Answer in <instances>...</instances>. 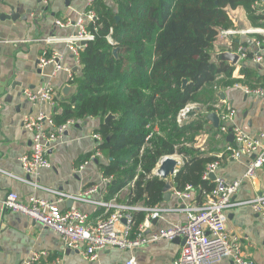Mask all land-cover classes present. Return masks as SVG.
Listing matches in <instances>:
<instances>
[{
	"label": "crops",
	"instance_id": "crops-1",
	"mask_svg": "<svg viewBox=\"0 0 264 264\" xmlns=\"http://www.w3.org/2000/svg\"><path fill=\"white\" fill-rule=\"evenodd\" d=\"M110 4L112 5L111 1ZM252 7L258 12L264 11L259 0L254 2ZM86 9L83 0H0V196L14 192L24 204H28L31 197L54 202L57 196L44 189L78 196L95 186L96 192L88 196L92 201L151 208L143 202L127 203L131 185L113 196L109 195L106 189L108 182L102 180L99 168V164L105 160L102 156L98 158L94 155L97 143L92 136L102 123L100 118L91 117L69 123L59 135L57 143L52 145L47 153L50 167L41 169L38 175H25L19 162L21 156L31 154L32 140L38 132L36 129H25L26 118L44 115L51 119L52 126L47 120L41 124L40 130L46 134L54 133L58 127L53 121V116L59 110L57 101L66 98L61 90L68 85L72 93L73 86L69 84V76L74 77L81 70L65 39L76 33L75 23ZM227 13L234 30L260 28L251 25L241 7L228 9ZM57 21L62 23V26L58 25ZM259 38L264 39V36L241 33L218 35L210 49V59L213 65L224 64L232 68L233 72L229 79L220 75L217 80L235 81L230 86H219L216 90V101L210 104L213 111L209 113L218 117V127L215 128L205 119L209 113H205L204 108L200 106H193L192 113L186 117L190 122L203 115V128L194 138L192 146L197 150V156L219 161L217 175L227 182L242 177L251 157L241 155L238 159L227 158L228 147H236V143L227 138L230 132L226 134L219 130L223 124L219 114L231 112L232 119L226 123L228 127L236 126L249 136L264 133V98L245 94L241 89L234 87L235 84L264 87V55L261 50L264 48V40ZM256 41L260 43L259 48L255 45ZM239 49L245 52L247 57L243 58ZM226 52L238 56L235 64L220 60V55ZM257 53L263 56L261 63L252 61ZM52 57L54 62H48L47 59ZM56 64L60 69L56 68ZM48 85L54 89L51 103L29 101L23 93L24 90L36 93ZM219 93H222V97L218 96ZM169 157L183 161L177 155ZM179 167L180 165L178 169ZM173 177L164 180L172 185L171 195L168 201L162 199L159 205L168 211L144 225L142 234L146 238H151L159 231L174 225L184 224L186 215L179 209L186 205L200 206L203 203L202 199H197V192L193 193L190 201L179 199L174 194L176 188ZM19 179L35 181L42 188L34 189ZM260 193H264V165L258 169L251 181L243 182L234 200L247 201ZM59 207L62 210L78 209L85 213L88 221L92 223L106 219L114 212L113 208L106 209L91 203L67 199L60 202ZM142 213L146 216L143 211H135L133 218H138ZM144 219L139 223L138 231ZM124 225L125 222L121 221L117 226L118 230L122 231ZM226 228L230 236L239 241L251 264H264V223L252 209L242 206L227 210ZM182 243V240L178 239H162L124 251L106 248L97 254L95 260L90 261L83 250L64 247L59 236L40 223L21 213L0 208V264H22L29 261L34 254L41 256L33 264H54L56 260L61 264H125L131 258L136 264H172L180 252ZM217 264H232V261L223 259Z\"/></svg>",
	"mask_w": 264,
	"mask_h": 264
},
{
	"label": "trees",
	"instance_id": "trees-1",
	"mask_svg": "<svg viewBox=\"0 0 264 264\" xmlns=\"http://www.w3.org/2000/svg\"><path fill=\"white\" fill-rule=\"evenodd\" d=\"M256 1H94L96 20L88 24L94 39L79 51L81 70L69 81L72 93L57 101L53 121L60 126L101 119L95 133L102 138L97 151L105 162L99 168L102 178L110 180L109 195L131 185L128 204L160 205L165 181L153 170L173 155L183 159L173 177L176 190L199 186L202 202L210 194L214 183L201 176L215 159L197 156L192 146L204 117L178 123L177 115L188 105L213 111L218 87L235 82L217 80L220 75L229 79L233 69L211 64L209 52L220 31L234 27L228 9L241 7L252 26H264V11L252 7ZM108 115L112 117L104 124ZM144 217H134L132 237Z\"/></svg>",
	"mask_w": 264,
	"mask_h": 264
},
{
	"label": "built area",
	"instance_id": "built-area-1",
	"mask_svg": "<svg viewBox=\"0 0 264 264\" xmlns=\"http://www.w3.org/2000/svg\"><path fill=\"white\" fill-rule=\"evenodd\" d=\"M86 4V11L78 18L75 23L76 33L66 38V43L69 51L72 53L76 62L79 63V51L85 44L94 39V35L88 30V24L96 20L91 6L95 0H83ZM57 24L62 26V23L57 21ZM241 34H259L264 35V26L260 28H252L245 31L228 29L220 31V35ZM257 48L260 43L255 42ZM264 55V48L261 49ZM260 52V50H259ZM240 55L245 58L246 53L239 49ZM47 59V58H46ZM52 59H47L48 62H54ZM48 63L46 60H42ZM255 63H261L263 56L257 53L252 59ZM56 68L60 66L56 64ZM70 81L73 79L69 76ZM235 88L241 89L245 94H254L264 98V87H251L249 85L235 84ZM23 93L32 102H52L54 89L51 86H46L42 90L32 93L24 90ZM197 105H188L182 109L177 115L178 123L186 119L188 113ZM217 108V107H216ZM219 118L223 121L219 130L222 133L228 134L229 128L233 135L235 146L228 147L226 151L227 158L233 160L238 159L241 155L251 157L247 164L245 173L241 178L227 182L217 175L220 163L215 160L206 166L204 173L201 176L203 181H212L214 188L206 196L200 206L186 205L179 211L186 215L184 224L174 225L170 228L159 231L151 238H146L142 234L144 225H148L151 220L158 219L162 213L168 209L162 208L159 205L151 208L141 206L116 205L113 202L104 203L101 201H92L88 196L96 192L97 187H91L84 194L73 196L60 193L58 191L44 189L57 196L56 201L49 202L37 197H31L28 204H24L19 200V196L14 192H9L5 196H0V208L2 210L21 213L31 218L33 221L40 223L43 227L55 232L64 247L75 250H83L84 255L88 260L93 261L97 258V254L106 248H117L121 251L134 249L147 243L158 240L174 241L175 239H183V243L178 256L172 261V264H217L223 259H230L232 264H251L244 255L241 245L236 238L230 236L226 228V211L236 207L247 206L258 215L262 223H264V193H260L254 198L247 201H235L234 196L237 194L240 186L244 181H251L258 169L264 165V133L256 136H249L244 131L236 126L228 127L227 121H231L232 113H220ZM47 120L51 126L53 122L44 115H39L36 118H26L24 120L25 129L32 131L38 130L32 140V150L30 155H23L19 158L21 168L25 175H38L39 171L44 168H49L50 163L46 158L47 153L52 145L56 144L59 135L65 130L66 126L72 121H66L58 126L54 133L46 134L40 129L42 122ZM97 143V147L102 143V138L99 134L92 136ZM95 148V157H101L100 153ZM163 157L160 162L165 159ZM175 158L179 165L182 160ZM159 162V163H160ZM158 163V164H159ZM87 162L84 163L86 165ZM157 164V165H158ZM158 167V166H157ZM81 169L83 168L80 167ZM155 172V171H154ZM153 172V173H154ZM209 175H214V180H211ZM12 176V175H10ZM13 178H16L12 176ZM34 189H41L35 181L27 179H19ZM104 182H109L107 179H102ZM200 190L199 186L187 185L183 190L174 191V194L183 201L192 200L193 193ZM67 200L82 201L94 204L98 207L106 209H114L106 219L98 220L95 223L88 221L87 215L78 209L70 208L62 210L59 207L60 202ZM135 211H143L146 216L143 225L137 232L134 238H131L130 230L134 223L133 213ZM124 221L125 225L122 231L118 230V224ZM41 255L34 254L29 261L22 264H33ZM54 264H61L56 260ZM125 264H136L134 259H129Z\"/></svg>",
	"mask_w": 264,
	"mask_h": 264
},
{
	"label": "water",
	"instance_id": "water-1",
	"mask_svg": "<svg viewBox=\"0 0 264 264\" xmlns=\"http://www.w3.org/2000/svg\"><path fill=\"white\" fill-rule=\"evenodd\" d=\"M261 3H262V6H263V9H264V0H259ZM116 19L118 20V17H116ZM116 53H117V49H114L113 50V55L116 56ZM211 57V56H210ZM220 60H223V61H227L231 64H235L236 61L238 60V56L234 53H230V52H226V53H223L220 55ZM210 63L213 64V61L210 59ZM183 84L185 85L186 84V81L183 80ZM71 87L66 85L62 88L61 90V93L64 97H68L70 92H71ZM219 97H222V93H219L218 95ZM191 112V111H190ZM190 112L188 114H190ZM192 113V112H191ZM112 116L111 115H108L105 119H104V124H107L109 119L111 118ZM205 119L207 121H209L210 123L213 124V126L215 128L218 127V123H219V119L218 117L216 116V114L214 113H209L208 115H206ZM229 135H228V139L230 141L233 140V135L231 133V129H229ZM178 166H179V163L178 161L173 158V157H166L165 159H163L159 164H158V167L156 168L154 174L159 177L160 179H163V180H166L168 177H173L175 175V173L177 172V169H178ZM210 179L211 180H214V175H209ZM172 185L170 183H165V186L163 188V199L165 201H168L169 198H170V189H171ZM178 240H182L183 242V239H179L177 238ZM176 240V239H175Z\"/></svg>",
	"mask_w": 264,
	"mask_h": 264
}]
</instances>
